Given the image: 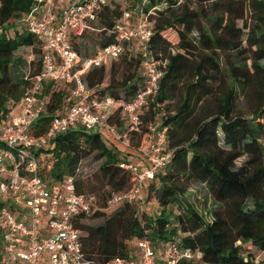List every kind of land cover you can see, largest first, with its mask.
Masks as SVG:
<instances>
[{
	"label": "trees",
	"instance_id": "obj_1",
	"mask_svg": "<svg viewBox=\"0 0 264 264\" xmlns=\"http://www.w3.org/2000/svg\"><path fill=\"white\" fill-rule=\"evenodd\" d=\"M186 1L193 2L194 8L181 0H147L143 6L145 12L152 10L148 15L149 47L163 76L159 92L140 115L146 123L157 121L162 114L158 123L167 129V149L172 151L169 162L144 189L145 199L150 193L160 211L152 217L139 212L134 204L124 203L109 214L79 217L75 226L83 232V251L90 264H107L116 256H127L129 242L143 238L157 250L164 242L177 241L201 252V261L181 260L179 264H264V0ZM130 2L135 7L141 0ZM32 3L0 0V27L7 29ZM121 12L113 0L100 11L92 23L100 32L93 53L114 42L112 30ZM202 18L209 26L202 24ZM82 37H71V46L80 53ZM22 48H34L38 56L37 66L26 76L15 68L17 63H25L14 57ZM41 48L42 41L25 29L0 36V123L6 122L9 110L30 87V77L38 73ZM222 49L231 51L226 83L219 61L218 50ZM116 61L107 60L93 68L87 82L100 95L129 100L142 81L140 60L124 55ZM109 64L113 65L105 84ZM117 68L122 72L120 79L114 77ZM43 93L48 101L32 126L35 136L47 131L68 96L69 85L46 83ZM178 95L180 100L171 109L170 103ZM241 96L248 101L247 113L237 108ZM31 153L36 159L43 156L37 162L39 176L57 181L71 175L77 192L97 190L94 183L76 178L80 161L91 154L100 160V186L107 185L111 192L129 186L130 174L120 166L126 156L97 132L69 129L52 138L47 148ZM240 157L244 160L237 165ZM3 179L0 174V181ZM192 183L204 186L216 206L205 213L198 211L185 195ZM97 196L102 202L106 198ZM99 215L102 222L85 223ZM251 248L262 254L260 261L255 262Z\"/></svg>",
	"mask_w": 264,
	"mask_h": 264
},
{
	"label": "built area",
	"instance_id": "obj_2",
	"mask_svg": "<svg viewBox=\"0 0 264 264\" xmlns=\"http://www.w3.org/2000/svg\"><path fill=\"white\" fill-rule=\"evenodd\" d=\"M125 3L114 27V42L84 56L71 46V37H82L96 22L100 11L112 0H33L29 10L0 36L25 29L42 41L40 69L30 77L21 101L0 123V264H90L83 251V232L75 226L81 216L109 214L118 206L134 204L145 210L144 189L171 158L165 127L144 122L140 111L157 95L163 70L149 47V12L143 6ZM127 55L139 58L142 81L129 100L100 95L87 82V74L107 60ZM46 83L69 85V93L47 131L32 134L34 122L45 111ZM118 119V123L115 122ZM97 132L106 144L118 148L126 160L120 166L130 174L129 186L110 192L102 202L94 193L76 191L74 177L49 181L37 174L31 151L47 148L51 139L73 128ZM137 137V144L133 139ZM141 159V164L132 160ZM6 163L10 167H6ZM201 261V252L164 242L157 250L147 239L129 242L127 256H116L107 264H179Z\"/></svg>",
	"mask_w": 264,
	"mask_h": 264
},
{
	"label": "rangeland",
	"instance_id": "obj_3",
	"mask_svg": "<svg viewBox=\"0 0 264 264\" xmlns=\"http://www.w3.org/2000/svg\"><path fill=\"white\" fill-rule=\"evenodd\" d=\"M131 0H113L114 3L118 4L121 6V8L125 7L126 4L125 3H129ZM184 1L185 3H187L189 5L190 9L194 8V3L193 2H188L186 0H181ZM159 7H163V5H159ZM202 24L205 25V27L209 26L210 22L207 21L205 18H202L201 20ZM238 24H240V22H238ZM100 36V32L96 27H91L90 29H88L85 34L83 35L82 38H80V41L83 43V45L81 46V53H87L88 55L93 54L94 50L97 48L96 44H95V40H98ZM173 41H176V39L174 38ZM219 52V61L221 63L222 66V82L226 83L229 80L228 77V60L230 58V54L231 51L228 49H222V50H218ZM14 57H19L21 58L22 61H25V63H17L15 68L19 69V74H23V75H29V72L32 71L33 69H35V67L37 66V60H38V56L36 55V53L34 52V48H22L17 50L14 53ZM119 59L114 62V63H118ZM248 63L250 62V60H247ZM113 64H109L105 69H106V76L104 79V83H108L110 80V75H109V70L111 68ZM138 72V71H137ZM122 76V72L120 70V68H117L116 73L114 75L115 79H120ZM104 84V85H105ZM179 95L175 97L174 101L170 103V108H174L175 105L178 103L179 101ZM248 101L246 100V98H244L243 96H241L238 100L237 103V108L244 112L247 113L248 110ZM162 116V114H159L157 119V122L159 121L160 117ZM221 136V134H220ZM221 139V138H220ZM137 137H134L133 142L134 144H137ZM244 160V157H240L236 163L237 165L241 164L242 161ZM99 164H100V160L96 159L94 157L93 154L83 158L80 163L79 166L77 168L76 171V178H80L83 180H87L90 183H94L96 185L97 190L94 192L97 195L103 194V196H107L111 190L107 185H101L98 181V169H99ZM100 186V188H98ZM98 191V193H97ZM149 196L146 199V203H145V208L146 209V213L152 217H154L155 215H157V213H159L160 211V207L157 204V202H155L153 196L149 193ZM187 199L192 202L198 209V211H200L201 213H205L206 211L208 212V210L214 206H216L215 201L211 198L209 192L207 191V189L202 186L200 183H192L190 184V186L188 187L186 193H185ZM99 197V196H98ZM100 198V197H99ZM102 215V214H101ZM99 215L97 217H89L87 220H85V223L87 224H98L100 222L103 221V217ZM253 255H254V259L255 262H258L262 259V254L259 253V251H257L256 249H249ZM258 264V263H257Z\"/></svg>",
	"mask_w": 264,
	"mask_h": 264
},
{
	"label": "crops",
	"instance_id": "obj_4",
	"mask_svg": "<svg viewBox=\"0 0 264 264\" xmlns=\"http://www.w3.org/2000/svg\"><path fill=\"white\" fill-rule=\"evenodd\" d=\"M131 158H132L133 161H136V162H138V163H140V164L142 163V162H141V159H139V157H137L136 155H132ZM155 202H156V201H155ZM146 209H147V208H145V210H144L145 212H146Z\"/></svg>",
	"mask_w": 264,
	"mask_h": 264
}]
</instances>
